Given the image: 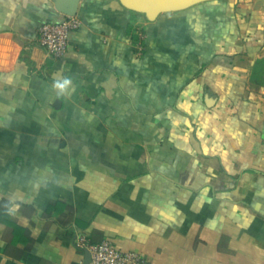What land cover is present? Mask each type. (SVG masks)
Returning a JSON list of instances; mask_svg holds the SVG:
<instances>
[{
	"label": "crops",
	"instance_id": "0c3cea01",
	"mask_svg": "<svg viewBox=\"0 0 264 264\" xmlns=\"http://www.w3.org/2000/svg\"><path fill=\"white\" fill-rule=\"evenodd\" d=\"M82 26L49 57L38 27ZM264 264V0L154 20L120 0H0V264ZM135 264V263H128Z\"/></svg>",
	"mask_w": 264,
	"mask_h": 264
},
{
	"label": "built area",
	"instance_id": "2783aa9c",
	"mask_svg": "<svg viewBox=\"0 0 264 264\" xmlns=\"http://www.w3.org/2000/svg\"><path fill=\"white\" fill-rule=\"evenodd\" d=\"M82 26L81 18L74 14H67L59 22L41 24L36 33V43L52 58H59L68 46L71 31ZM81 246L88 250L91 264H144V258L133 251L121 250L111 240L104 239L99 243L89 244L84 239Z\"/></svg>",
	"mask_w": 264,
	"mask_h": 264
},
{
	"label": "water",
	"instance_id": "95a60500",
	"mask_svg": "<svg viewBox=\"0 0 264 264\" xmlns=\"http://www.w3.org/2000/svg\"><path fill=\"white\" fill-rule=\"evenodd\" d=\"M204 0H120L127 8L145 14L148 20H154L160 12L181 10ZM70 14H74L71 10ZM83 264L90 263V254L84 249Z\"/></svg>",
	"mask_w": 264,
	"mask_h": 264
}]
</instances>
